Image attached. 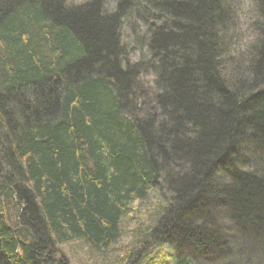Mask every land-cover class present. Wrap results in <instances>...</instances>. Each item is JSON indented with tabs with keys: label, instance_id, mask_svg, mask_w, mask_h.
Wrapping results in <instances>:
<instances>
[{
	"label": "trees",
	"instance_id": "obj_1",
	"mask_svg": "<svg viewBox=\"0 0 264 264\" xmlns=\"http://www.w3.org/2000/svg\"><path fill=\"white\" fill-rule=\"evenodd\" d=\"M70 1L0 0V264H68L57 247L78 240L111 248L132 205L164 186L171 200L134 264L152 246L172 264H200L187 243L203 260L229 254L227 222L260 239L264 0H249V66L230 74L228 0H118L114 12ZM137 8L145 25L156 10L168 21L144 30ZM146 69L154 93L142 107Z\"/></svg>",
	"mask_w": 264,
	"mask_h": 264
},
{
	"label": "rangeland",
	"instance_id": "obj_2",
	"mask_svg": "<svg viewBox=\"0 0 264 264\" xmlns=\"http://www.w3.org/2000/svg\"><path fill=\"white\" fill-rule=\"evenodd\" d=\"M228 5L232 10L233 17L228 19L229 22L225 27V32L228 33L225 39L228 38L227 44L229 39H231L232 44L228 48L226 47L227 53L222 54L225 74H230L238 66L244 68L249 66L250 62L247 59L246 51L250 41L255 38L254 31L256 28L254 30V26L258 21L251 1L228 0ZM106 9L107 12L111 11L108 3ZM129 41L132 42L133 40L131 38L125 40V43L130 46L128 48H135L133 43H129ZM137 50L131 53L132 59L129 60L132 64H137L140 60L142 52ZM154 83V73L146 69L140 80L141 85L139 84L142 94H145V96L141 95L139 106L142 105L143 107L144 103H147L148 99L152 98ZM251 152L255 153L257 150L252 148L249 154ZM221 174V177L226 176V173L223 174L221 172ZM221 179L220 181L222 182L223 179ZM165 187L162 189L164 196L161 191L156 189L149 194L147 199L138 200L132 205L126 220L122 224V236L114 246L102 251H95L85 241L78 240L58 246V250L62 252L57 254V259H65L68 264H134L135 258L130 260V253L136 250L140 242L144 241L146 232L157 225L159 217L164 213L163 208L171 200L170 193ZM225 213L228 212L226 211ZM225 224L224 230L227 241L231 243V252L229 254L228 250L225 255L219 254L215 260H203V256H200L190 243L186 244L185 251L192 256H196L200 264H224L223 261L231 264H264V233L260 239H255L254 237L242 239L238 236L237 228L234 229L230 222ZM243 226L250 229L245 224ZM250 230L252 231V229ZM173 256V252L165 246H152L144 252L142 260H138L135 264H172Z\"/></svg>",
	"mask_w": 264,
	"mask_h": 264
},
{
	"label": "bare ground",
	"instance_id": "obj_3",
	"mask_svg": "<svg viewBox=\"0 0 264 264\" xmlns=\"http://www.w3.org/2000/svg\"><path fill=\"white\" fill-rule=\"evenodd\" d=\"M70 1V0H69ZM75 1H77V2H79V0H75ZM151 1H155L156 2V0H151ZM71 2V1H70ZM107 3H108V5H109V7L111 8V11L112 12H114L115 10H116V8H117V5H118V0H115V1H113V0H107L106 1ZM107 3H106V7H107ZM128 4L129 5H131L132 4V1L130 0H128ZM71 5V4H70ZM138 9V11H134L133 13H132V18L135 20V19H140V20H136V21H141L142 23H144V18L143 17H146L145 15H144V10L143 9H139V8H137ZM143 16V17H142ZM129 20H131L130 18H129ZM168 21V18L166 17V15H162V14H160L157 10H156V14H155V18H154V20L153 21H151L150 22V24H148V25H145V23H144V25H142V29H144V30H146L147 28H148V26H151V27H156L157 29H158V27H161V26H163V23H164V21ZM147 23H149V22H147ZM132 24H134V25H137L135 22H131L130 24H129V26H131ZM127 27V29L125 30H123L124 32L125 31H127L129 34H132V32H131V29H130V27H128V25L126 26ZM162 29H164V28H162ZM132 54H129V59L131 60L132 58ZM240 152H239V155L240 156H245L246 154H247V148L246 147H241L240 148V150H239ZM252 238H253V235H252ZM254 238L256 239V237H255V235H254ZM151 247H148L145 251H147L148 249H150ZM173 251H174V249H173ZM175 252V251H174Z\"/></svg>",
	"mask_w": 264,
	"mask_h": 264
}]
</instances>
